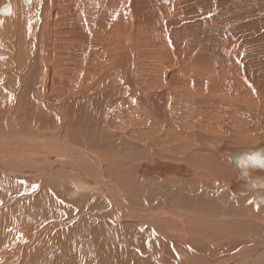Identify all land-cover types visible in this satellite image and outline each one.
Listing matches in <instances>:
<instances>
[{"label": "bare ground", "instance_id": "bare-ground-1", "mask_svg": "<svg viewBox=\"0 0 264 264\" xmlns=\"http://www.w3.org/2000/svg\"><path fill=\"white\" fill-rule=\"evenodd\" d=\"M0 3V218L12 217L0 222L7 234L0 248L17 234L0 264H35L38 238L46 250L39 262L58 259L59 241L74 250L69 264L142 255L155 264L160 252L162 264H264V183L248 171L264 164V133L250 145L184 129L172 117L173 89L181 87L180 105L194 119L206 104L202 86L211 89L184 86L202 73L170 43L175 0L156 2L168 9L161 26L129 30L127 10L114 7L106 20L86 15L81 36L58 0ZM77 47L75 76L69 59ZM164 140L177 150L159 147Z\"/></svg>", "mask_w": 264, "mask_h": 264}, {"label": "rangeland", "instance_id": "rangeland-1", "mask_svg": "<svg viewBox=\"0 0 264 264\" xmlns=\"http://www.w3.org/2000/svg\"><path fill=\"white\" fill-rule=\"evenodd\" d=\"M172 1L169 0L168 4H160L156 0L158 5L164 6L171 5ZM175 1L177 12L173 14V21L168 20L167 22L172 23L170 25V27L172 26L171 30H167L169 31L170 43L181 62H184V60L194 61L195 66L192 67L202 73L193 82L185 78L184 86L204 85V82H208V87L211 89H206L205 85L204 89L202 86V99L206 101V104L203 112L196 119L190 113L185 114V106L180 105L181 87H177L176 90L173 89L169 103L175 109L172 117L183 121L182 127L191 131H199L215 137L233 135L246 142L256 140L264 133V129H262L264 128V113L255 114L251 119L246 116V112L249 111L253 114L258 111L261 112L260 109L264 112V0ZM61 2L69 6L68 22L71 24V31L77 36H81L80 32L84 31L86 15H89L93 20H106L108 12L114 7H123L127 10L129 16L127 28L133 31L147 29L153 24L161 26V23L163 24L161 22L162 16L168 13V9L159 8L155 0H96L89 5H83L80 0H58V4ZM0 6H2V3H0ZM97 8H100L99 12H95ZM170 8H173V6H170ZM113 10L115 9L111 11ZM108 32H110L109 25L102 28V33ZM130 50L134 55L135 53L137 55L141 52L145 53L143 50L138 52L136 48ZM82 58L81 47H77L71 53L69 59L75 76L78 75L76 67L80 65ZM175 75V73H171L172 77ZM207 75L215 79L203 78ZM181 78L175 79L178 85L181 83ZM211 81L216 86L220 85V88L214 90L215 87L211 86ZM175 98L177 99V105L175 104ZM176 108L181 109L180 114L176 112ZM199 119L202 121H198ZM244 119L253 120V124L258 126L254 128ZM222 126L226 128H222ZM43 130L49 131L51 127H45ZM254 130L258 132V135L253 133ZM187 140H189V147L194 142L197 143L196 140ZM249 143L250 145H256L253 142ZM164 144L171 145L173 147L171 151L177 150V144L170 140L160 142L159 147ZM197 145L199 144L197 143ZM195 150L198 151V149L190 148L191 153ZM167 155L171 156L172 154L168 153ZM153 162L154 159L152 158L142 159L139 165ZM213 190V192H216V187ZM9 208L11 207H7V209ZM3 210V208H0V213ZM1 218L0 222L4 221L6 223L9 217L1 216ZM9 219H12V217ZM13 226L15 225L12 223L5 231L8 233L13 231L10 228ZM245 229L247 231L244 232H247V234L251 232L246 227ZM6 237L7 234L0 231V245L4 244ZM14 237H17V234L12 235V244L0 248L2 256H5V251H9L11 247L16 245L17 238L14 239ZM43 245L41 238L36 239L34 242V246L37 247L34 258L35 264H69L68 257L74 253V250L59 241L54 243L55 246L62 248L61 252L54 251L58 259L39 262V257L44 256L46 252V250L39 249ZM78 256L84 258L79 253ZM92 259L91 257V259L78 264H91ZM141 259L144 261H127L122 258L113 261L118 264H149L150 257L148 255H142ZM1 261L0 258V263H2ZM164 262L160 252L154 263L162 264ZM99 264L103 263L99 262Z\"/></svg>", "mask_w": 264, "mask_h": 264}, {"label": "water", "instance_id": "water-1", "mask_svg": "<svg viewBox=\"0 0 264 264\" xmlns=\"http://www.w3.org/2000/svg\"><path fill=\"white\" fill-rule=\"evenodd\" d=\"M165 167H167V166H164V168ZM169 167L175 171L173 166H169ZM248 171H250L253 174V180L255 182L264 183V164H262L261 162L249 164L248 165Z\"/></svg>", "mask_w": 264, "mask_h": 264}]
</instances>
